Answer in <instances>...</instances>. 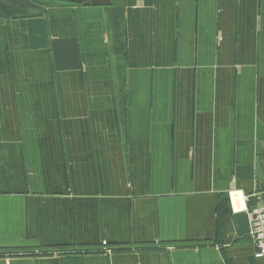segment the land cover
<instances>
[{"label":"crops","instance_id":"crops-1","mask_svg":"<svg viewBox=\"0 0 264 264\" xmlns=\"http://www.w3.org/2000/svg\"><path fill=\"white\" fill-rule=\"evenodd\" d=\"M263 190L264 0H0V264H264Z\"/></svg>","mask_w":264,"mask_h":264},{"label":"built area","instance_id":"built-area-1","mask_svg":"<svg viewBox=\"0 0 264 264\" xmlns=\"http://www.w3.org/2000/svg\"><path fill=\"white\" fill-rule=\"evenodd\" d=\"M236 192H231L229 197L233 204L234 199L237 198ZM242 207L239 209L233 205L234 210H243L247 213L249 219V235L253 239L255 246V257H264V190L256 195L255 204L251 207L247 206V197H241Z\"/></svg>","mask_w":264,"mask_h":264},{"label":"rangeland","instance_id":"rangeland-1","mask_svg":"<svg viewBox=\"0 0 264 264\" xmlns=\"http://www.w3.org/2000/svg\"><path fill=\"white\" fill-rule=\"evenodd\" d=\"M70 250H68V248H64V247H60V250H59V255H63L64 253H68ZM91 252H94V253H112L114 250L110 247H105V248H92L91 250H89ZM79 252V251H76V253Z\"/></svg>","mask_w":264,"mask_h":264}]
</instances>
